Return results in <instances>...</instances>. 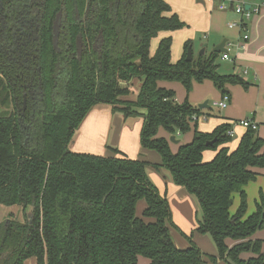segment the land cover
<instances>
[{
    "label": "trees",
    "instance_id": "trees-1",
    "mask_svg": "<svg viewBox=\"0 0 264 264\" xmlns=\"http://www.w3.org/2000/svg\"><path fill=\"white\" fill-rule=\"evenodd\" d=\"M61 2L68 23L56 50L51 26ZM2 3L11 13L12 0ZM75 7L79 18L85 16L79 24L72 18ZM184 26L164 0H47V37L39 52L42 72L47 70L44 101L27 110L24 128L6 107L12 101L11 83L28 80L16 77V68L9 80L0 78V205L32 209L30 220L9 216L0 221V264H23L28 258L35 264H136L139 256L148 264H204L191 235L190 246L175 245L169 227H177L169 202L148 176L147 162L117 148L112 156L68 149L74 131L97 104H109L124 117H143L140 146L156 151L161 161L152 167L167 169L173 183L197 199L201 213L195 230L209 234L217 249L210 261L264 264L263 240L251 239L264 230V197L246 214L243 189L256 177L253 169L264 167V141L256 130L246 128L234 149L227 147L229 123L210 133L195 129L191 141L175 152L156 136L159 127L173 135L187 131L189 119L199 114L196 106L176 102L174 92L158 81L176 80L189 90L192 79H209L222 94L228 93L226 84L247 86L234 74L217 72L221 53L185 60L190 42L175 63L170 35L150 52L158 33ZM59 66L66 67L54 96ZM134 79L138 92L132 99ZM209 148L218 149L204 160ZM236 194L239 204L231 212ZM140 198L146 206L139 217ZM226 239L238 242L228 247ZM246 252L252 255L243 258Z\"/></svg>",
    "mask_w": 264,
    "mask_h": 264
},
{
    "label": "crops",
    "instance_id": "crops-1",
    "mask_svg": "<svg viewBox=\"0 0 264 264\" xmlns=\"http://www.w3.org/2000/svg\"><path fill=\"white\" fill-rule=\"evenodd\" d=\"M164 1L168 3V0ZM184 1L192 3V0ZM196 2L205 7H209L210 11H219V15H212L211 13L207 16V21L209 23L207 30L210 32L209 46L199 42L197 44V49L199 50L201 48L203 53L210 54L213 51V48L225 38L224 36H234V39L231 40L228 38L226 42L227 44H230V50L235 51L233 57L230 55L229 61L233 64V74L240 77L247 83L246 87L242 85V88L245 89L246 92H243L240 86V90L237 88L238 96L242 99H244V96L246 98L244 101L241 100L242 104L238 105L239 98L234 95V93L232 94V92L227 90L230 96V101L223 109H227V113L229 115L236 116V111L244 112V110H248L254 106L256 108L258 107V109L259 107H264V0H196ZM220 2L228 3L229 7L226 9H219L218 6ZM234 2L243 3L245 5L250 4L251 7H255L256 5L260 6L259 12L253 14L246 22L244 31H240L236 26L228 27L225 25L229 20H235V23L240 20L239 15H237V13H235L231 8ZM171 10L176 13L173 11L172 7ZM173 32L174 31H162L158 33V35L151 40L150 52L153 53L155 51L158 41L161 38L168 36ZM243 32L247 33L249 38L245 43L244 48L239 49L237 48V42L239 41L240 34ZM219 57L223 60L221 58V54H219ZM245 68L246 70L247 68L250 70L249 73L248 71L247 74L242 73ZM132 84L134 90L136 91L138 89L137 80L134 79ZM158 86L165 87L167 89V86L164 85L163 81H158ZM227 86L228 84L225 85L226 89H228ZM196 91H200L201 93L204 90H199L198 86H196ZM193 95L191 99L193 101L202 98V95H198L193 99ZM221 96L222 93L220 98ZM135 97V93L129 95V98L134 99ZM253 103H255V105H253ZM141 112H144V110H141ZM261 117L262 114H259V111L257 110L253 112L251 120L257 125V135L264 141V126H262L264 123L261 121L263 120ZM242 119H248V117H242ZM142 121L143 117L140 115L124 117L121 112L113 111L112 106L109 104H97L91 108L80 126L74 131L68 144V148L74 152H85L106 156L114 155L112 150L117 148L129 158L147 162L148 165H146V172L159 191L166 194L171 209L172 220L177 229H179V226L176 224L177 218H186L190 222L189 228L191 230V239L203 252L204 264L227 263V261L221 259L216 262L208 261L207 255L217 256V249L209 235L198 233L195 230L197 226V219L200 217L201 213L197 199L193 195L189 194L184 188L175 185L172 181L170 172L167 169L163 167H152V164H159L161 158L156 151L145 149L140 146L139 133ZM239 121L240 120L236 119L232 122L231 129L234 133L235 128L237 126H241L238 123ZM243 128L246 129L245 127ZM191 139L183 137L185 143L190 142ZM181 141L182 139H179V142L176 144L180 145ZM174 150L175 149L173 148L172 151L174 152ZM203 159L205 160L206 158L203 156ZM206 160L209 159L207 158ZM253 170L257 173L256 177L249 181L243 188L246 195L247 213L249 214L255 210L256 203L260 201V196L264 197V167L254 168ZM236 198L238 199L237 204H239V195L236 194L231 205V212H234L236 210L234 208H237L238 206L235 202ZM30 209L31 208L28 207L24 210V208L20 205H0V220L6 219L9 214L19 220H22L27 212L29 215ZM169 231H171V234L173 235L176 229L174 227H169ZM259 231L260 232L256 231L251 236V239L263 240V250L264 238L261 237H264V230ZM225 242L228 247H231L238 241L226 239ZM180 248H185V246ZM247 254L249 253H243L242 257L247 258L252 255V253L248 256ZM148 262L145 264H148ZM23 264H35L34 258L25 260Z\"/></svg>",
    "mask_w": 264,
    "mask_h": 264
},
{
    "label": "rangeland",
    "instance_id": "rangeland-1",
    "mask_svg": "<svg viewBox=\"0 0 264 264\" xmlns=\"http://www.w3.org/2000/svg\"><path fill=\"white\" fill-rule=\"evenodd\" d=\"M192 3L185 2L184 0H168V3L172 7L173 11L176 12L179 19L185 23V26L174 31L171 33V40H172V46H171V60L175 63L178 60H180L183 56L184 52V43L190 42L191 46V53L194 57V60H196L197 56L200 55L201 48L197 49V44L199 42H202L203 44H207L209 46L210 41V32L207 30L208 28V21L207 16L212 13V15H219V11H210L209 7H205L202 4H199L196 2V0H192ZM235 4L239 2H234ZM238 15V14H237ZM240 19V16H239ZM235 20H229L226 22V26L229 27L230 23H233ZM239 21V20H238ZM237 21V22H238ZM230 30V29H228ZM226 39H234V36H224ZM234 50H230V55L233 57ZM204 54V53H203ZM215 63L217 64V72L219 74H233L232 66L233 64L230 63V61L221 60L218 56L215 60ZM246 69V68H245ZM247 71L249 73L250 70ZM163 81L164 85L167 86V89L170 88L174 92L176 102L179 104L184 103L185 101L190 104L191 106H196L199 103L204 102L205 100L208 101V105L210 108H204L202 110H199V114H197L198 120L189 119V129L185 132H182L181 134L176 133L177 139H182L180 142L181 144H184L183 137L186 139H191L194 135L195 129L197 131L201 132H212L215 127L218 125H221L223 123H229L232 125V122H234L236 119L242 120V117H248V119H251L253 116L254 111H259V114H262L261 120L264 123V107H258L255 106L252 108H249L248 110H244V112L236 111V116L229 115L227 113V109H220L217 106H214V102L218 101L220 99L221 91L214 85V83L209 79H204L201 82H197L195 80H191L190 88L187 90L185 86L176 80H161ZM196 86H198L199 90H204L200 93V91H196ZM239 86L242 88L241 84H228V91L234 93L239 99H238V105L242 104V101H244L246 98L244 96V99L240 98L237 93V88L239 89ZM165 88V87H163ZM226 88V87H225ZM166 89V88H165ZM240 90V89H239ZM196 91V92H195ZM243 92H246L245 89L242 88ZM194 93V95H193ZM244 94V93H243ZM193 95V99L198 96L202 95V98L199 100H191ZM242 100V101H241ZM255 101V100H254ZM255 105V103H253ZM8 110H11L12 103L10 102L7 107ZM193 116V115H192ZM261 125V124H260ZM264 126V124H262ZM246 129H244L241 126H237L235 128V133L231 140L228 142L227 147L229 149H234L241 137V135L245 132ZM171 134H168L163 128L159 127L156 136L157 137H163L168 141L169 148L172 151L174 148V152L177 151L179 144H174L169 141V137ZM69 146V145H68ZM218 149V148H217ZM217 149L209 148L204 150L203 156L207 159H212L215 155ZM205 159V160H206ZM257 189V186H256ZM236 205H238V199L235 200ZM146 206V201L144 198H140L136 203V215L141 216L142 211L144 210ZM236 209V208H234ZM233 210V207H232ZM246 214L247 208H246ZM173 221V220H172ZM176 224L179 226V229H176L174 234L170 235L177 247H184L186 248L190 246V241L188 237L191 234L190 230V222L186 218H177ZM257 232H260L259 230ZM264 238V237H261ZM264 250V246H263ZM249 253V252H247ZM250 255L247 254V256ZM209 255H207L208 257ZM205 259V257H204ZM208 261L209 257L207 258ZM147 258L143 256H139L137 258L136 264H145L147 263ZM224 264H227L226 262Z\"/></svg>",
    "mask_w": 264,
    "mask_h": 264
},
{
    "label": "flooded vegetation",
    "instance_id": "flooded-vegetation-1",
    "mask_svg": "<svg viewBox=\"0 0 264 264\" xmlns=\"http://www.w3.org/2000/svg\"><path fill=\"white\" fill-rule=\"evenodd\" d=\"M5 9L9 12V8L5 7L0 0V78L9 80L12 77V69L16 68L18 69L16 77L28 80L21 85L11 83L13 94L11 110L15 111L19 125L24 128L27 110L34 111L44 101L43 89L47 84V70L42 72V67L39 65V52L43 38L45 35L47 37V0H12L11 13L7 14ZM72 18L78 24L85 20V16L79 18L77 7L72 11ZM67 23L66 8L61 2L51 26L52 44L56 50L60 48L61 32H65ZM65 67L59 66L58 73L54 74V92L52 93L54 96L58 94L56 90L60 87L58 79L63 76ZM19 92H22L21 97ZM61 101L62 99L58 102ZM9 216L13 217L9 214L6 219ZM25 217L28 220L32 218V209L29 215L28 212L24 215L22 220Z\"/></svg>",
    "mask_w": 264,
    "mask_h": 264
},
{
    "label": "built area",
    "instance_id": "built-area-1",
    "mask_svg": "<svg viewBox=\"0 0 264 264\" xmlns=\"http://www.w3.org/2000/svg\"><path fill=\"white\" fill-rule=\"evenodd\" d=\"M207 1H211V0H207ZM228 7H229V4L225 3V2H220L219 6H218L219 9H226ZM259 7L260 6L256 5L255 7L250 6L249 8L245 9V4L233 3L232 4V10L240 16V20L237 23H235V22L230 23L229 27H235L236 26L239 28L240 31H244L246 22L251 18V16L253 14H256L259 12ZM248 38H249V36L247 33H245V32L241 33L240 37H239V41L237 42V48L243 49ZM225 47H226L227 51L221 52V58L223 60H229L230 59V53L229 52H230L231 46H230V44L226 43ZM242 73L247 74V70L244 69L242 71ZM229 101H230L229 94L223 93L221 98L218 101L214 102V106H217L220 109H223L227 106ZM192 119L198 120L197 115L194 114L192 116ZM238 123L245 128H251L253 130H256V128H257V125L251 119H242ZM227 133L230 137H232L234 132L232 129H230Z\"/></svg>",
    "mask_w": 264,
    "mask_h": 264
},
{
    "label": "water",
    "instance_id": "water-1",
    "mask_svg": "<svg viewBox=\"0 0 264 264\" xmlns=\"http://www.w3.org/2000/svg\"><path fill=\"white\" fill-rule=\"evenodd\" d=\"M251 5L250 4H246L245 5V9L249 8ZM232 8V6H231ZM226 42H227V39L224 38L219 44H217L214 48H213V52H216V53H221V52H226L227 49L225 47L226 45ZM203 53V50H201L200 54ZM185 60L187 61H191L192 60V53H191V46H188L187 48V51H186V57H185ZM138 90L135 91V95L137 94ZM197 108L199 110H202L204 108H210V106L208 105V101L205 100L204 102L200 103L197 105ZM169 141L172 142V143H178L179 142V139L176 138L175 135L171 134L170 137H169ZM216 141V137L213 138L212 140H208L205 142V145H211L213 144L214 142ZM209 235V234H207ZM210 236V235H209ZM211 238V237H210ZM212 240V238H211ZM229 264H234V262L227 258L226 260Z\"/></svg>",
    "mask_w": 264,
    "mask_h": 264
}]
</instances>
